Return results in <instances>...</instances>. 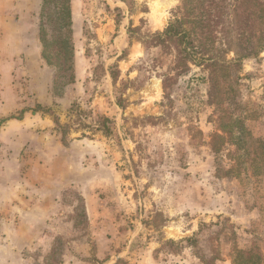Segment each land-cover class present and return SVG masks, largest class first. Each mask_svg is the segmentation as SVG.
<instances>
[{"label":"rangeland","instance_id":"374dc122","mask_svg":"<svg viewBox=\"0 0 264 264\" xmlns=\"http://www.w3.org/2000/svg\"><path fill=\"white\" fill-rule=\"evenodd\" d=\"M43 4L0 0V264L264 256V52L232 74L219 104H206L193 67L161 106V80L143 69L157 51L135 38L163 31L179 0H71L74 79L56 85Z\"/></svg>","mask_w":264,"mask_h":264},{"label":"trees","instance_id":"16d2710c","mask_svg":"<svg viewBox=\"0 0 264 264\" xmlns=\"http://www.w3.org/2000/svg\"><path fill=\"white\" fill-rule=\"evenodd\" d=\"M116 1L126 4V0ZM41 15L46 22H52L53 32L50 35L41 24L40 40L43 59L55 68L54 84L64 79L72 82L73 46L66 37L73 31L71 0H44ZM138 30L139 27L133 28L130 23L128 37H133V31ZM135 39L146 50L157 51V56L150 60L151 64L143 69L149 74L148 78L155 76L161 80V106H164V101L170 105L173 98L171 92L193 67L205 73L202 79L207 84L206 104L217 105L228 91L232 74L241 69L244 61L264 52V0H179L163 31L142 41L138 37ZM49 47L54 49L53 52ZM229 54L233 55L231 59L227 58ZM95 71L98 74L97 68ZM105 73L103 71V75ZM108 75L112 84L116 85L120 79L117 64L108 68ZM134 83L127 80L124 87ZM116 101L124 108L121 97H116ZM105 123L106 118L101 129L108 133ZM210 138L214 141L222 139L218 134ZM231 256L233 264H264V256L238 248H232Z\"/></svg>","mask_w":264,"mask_h":264}]
</instances>
